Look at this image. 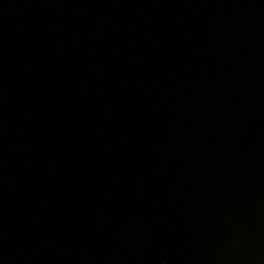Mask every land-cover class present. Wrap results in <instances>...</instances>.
<instances>
[{"label":"water","instance_id":"1","mask_svg":"<svg viewBox=\"0 0 264 264\" xmlns=\"http://www.w3.org/2000/svg\"><path fill=\"white\" fill-rule=\"evenodd\" d=\"M0 264H264V0H0Z\"/></svg>","mask_w":264,"mask_h":264}]
</instances>
